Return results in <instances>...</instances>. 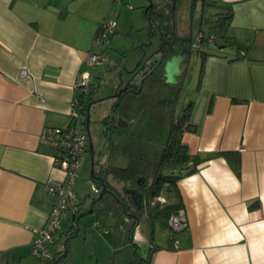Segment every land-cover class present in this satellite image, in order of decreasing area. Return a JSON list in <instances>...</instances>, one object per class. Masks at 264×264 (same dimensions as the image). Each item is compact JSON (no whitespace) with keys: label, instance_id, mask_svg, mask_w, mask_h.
Wrapping results in <instances>:
<instances>
[{"label":"crops","instance_id":"obj_1","mask_svg":"<svg viewBox=\"0 0 264 264\" xmlns=\"http://www.w3.org/2000/svg\"><path fill=\"white\" fill-rule=\"evenodd\" d=\"M112 1L0 0V264H39L34 229L53 202L44 183L63 178L42 132L79 111L78 82L91 73L84 59ZM213 3L232 9L227 34L238 47L203 58L195 130L182 135L199 164L176 182L188 228L175 248L168 225L144 211L166 230L150 264H264V0ZM228 151L238 153L239 174ZM59 244L60 235L56 253Z\"/></svg>","mask_w":264,"mask_h":264},{"label":"rangeland","instance_id":"obj_2","mask_svg":"<svg viewBox=\"0 0 264 264\" xmlns=\"http://www.w3.org/2000/svg\"><path fill=\"white\" fill-rule=\"evenodd\" d=\"M213 1L206 0L203 5L202 0H155L153 25L144 14L149 0L112 1L105 21L113 19L116 24L107 44L98 40L93 46V51L105 58L90 67L92 85L85 94L87 106L90 104L88 131L95 160L123 168L134 155L148 161L160 158L170 130L169 109L174 108L176 118L193 99L202 59L192 53L187 78L178 93L161 81V69L143 79L137 67L160 58V26H169L177 37L193 41L200 29L206 32L207 20L216 12ZM212 50L217 51L218 47L210 44L205 51ZM129 81L130 89L118 96ZM91 154L87 149L80 158L73 185L79 212L85 214L75 223L68 210V217L60 221L58 249L64 248L63 241L71 231L75 235L69 240L68 255L58 264H143L141 257L152 253L159 237L166 239V230L160 224L152 225L146 213L133 226L134 219L122 212L111 194L98 198L90 177ZM111 182L118 186L116 181ZM165 196L163 193L157 200L168 201ZM142 206L145 211V200ZM91 207L93 211L87 213Z\"/></svg>","mask_w":264,"mask_h":264},{"label":"trees","instance_id":"obj_3","mask_svg":"<svg viewBox=\"0 0 264 264\" xmlns=\"http://www.w3.org/2000/svg\"><path fill=\"white\" fill-rule=\"evenodd\" d=\"M205 1L206 0H202L203 5L206 4ZM212 6H214L216 9L215 14L213 15V18L215 17V19L212 18L207 20L208 30L205 32L200 29L198 32V35L200 34V36L198 37L197 35L195 41L192 39L179 38L175 35L171 27L164 25L160 26L162 42L158 49L159 53H161V55L166 54L165 59L174 55H179L181 52L184 54L182 69L180 75L177 78V82L175 84L166 83L175 89L176 93L181 91L182 87L184 86L185 79L188 75L190 58L193 52H196L202 59L198 75L199 82L201 78L203 58L206 55L213 54L226 47L232 48L237 46L234 39L229 37L227 34L233 16L232 9L230 7L214 4ZM156 9L157 4L155 0H151V4L145 8L144 14L150 25H153L155 22ZM101 25L102 23L99 24L96 30L94 42L97 34L100 31ZM211 34H213L216 38L215 43L213 44L218 47L217 51H205L206 47L210 45L207 40ZM195 42H197V48H192V45ZM157 63L158 62L150 63L149 65L151 66L149 68L156 66ZM141 65L142 63H139V67H137V69L140 68ZM158 67V69L162 70V63ZM149 68L147 67V69L143 68L141 70L144 77L150 75ZM161 81L165 83L163 74ZM91 85L92 84H90V87ZM90 87L88 91L90 90ZM128 90L129 89L121 90L119 93H117V95L122 96ZM86 92L82 90V92L78 95L77 102L79 107L78 112L83 116H85L87 111V104L85 102ZM166 102L173 103L174 101L166 100ZM192 105V101H190L176 118L172 113L174 108L169 109L171 112L169 135L164 146V150L157 161H148L147 159L139 157L138 155H134L131 156L127 166L123 168L106 165L105 162L103 163L98 161L101 171L104 172V175H106V179H104V181L107 189L112 192L110 194L119 204L122 212L128 214L134 219L132 223L133 226L137 224L139 218L144 212V208L142 206V202L141 207L135 206L131 196L122 190L124 188L137 189L140 191L143 194V200H145V211H148L150 219L152 221L158 220L163 225H168V217L175 213L178 209L183 208L176 182L181 176L194 173L197 170L199 164V159L195 155L190 154L188 146L182 141V135L184 132H193L195 130L194 126L189 123V114ZM109 117L111 118L112 116ZM223 155L228 159L236 174H239L240 170L238 153L228 151L224 152ZM189 161L193 162L192 166L187 165ZM111 180L119 183L121 188L114 187ZM163 193L166 195L165 197L168 201L161 203L157 199L161 197ZM75 218L76 215L74 216V222H76ZM74 235L75 231H71L64 242V248L61 251H57L50 264H58L61 258L65 256V252L68 251L70 243L69 240ZM149 260L150 255L141 259V261H144L143 264H150Z\"/></svg>","mask_w":264,"mask_h":264},{"label":"built area","instance_id":"obj_4","mask_svg":"<svg viewBox=\"0 0 264 264\" xmlns=\"http://www.w3.org/2000/svg\"><path fill=\"white\" fill-rule=\"evenodd\" d=\"M101 23L102 25L95 42L102 40L107 44L109 33L113 32L116 22L110 19L109 22L103 20ZM215 40V36L211 34L207 41L209 44H213ZM192 48H197V42L193 43ZM104 58L103 54L90 51L84 59V64L92 67L104 60ZM20 74L25 76L26 72L22 70ZM90 84L89 72H82L78 86L86 92ZM84 121L82 114L72 112L69 122L42 132L43 139L54 148L53 165L62 171L63 178L48 177L44 183V190L53 198V202L45 223L40 228L34 229L35 236L32 240V254L39 260V264H50L56 255L53 244L59 239L60 221L67 217L68 210L73 214L78 211L73 185L77 177L80 158L88 149V135ZM187 165L192 166L193 162L189 161ZM94 191L98 192L95 187ZM167 224L170 230L169 239L172 241L173 246L177 248V234L188 228L185 210L180 208L171 214L168 217Z\"/></svg>","mask_w":264,"mask_h":264},{"label":"water","instance_id":"obj_5","mask_svg":"<svg viewBox=\"0 0 264 264\" xmlns=\"http://www.w3.org/2000/svg\"><path fill=\"white\" fill-rule=\"evenodd\" d=\"M149 1H150V4H151V0H149ZM165 55L166 54H162L161 55V53H160V58L159 59H156L153 62H149L148 60L143 62L141 67L137 69V73L139 72V74H141V77H142L141 70L143 68H147L150 63L158 62L156 66H159L162 63V70H163V76L165 78V83L175 84L177 82L178 76L181 73L182 62L184 60V54H183V52H181L179 55H174V56H171V57H169L167 59H165ZM142 78L145 79V77H142ZM125 89H130V81L127 83ZM89 108H90V104H88V106H87L85 128H86V132H87V135H88V150L90 151V153L92 152V154L90 155V159H91L90 177L93 180V182L95 183V189L99 191L98 198H101L105 193H109L110 194L112 192L109 191L107 189V187H106V184H105V181H104V175L102 173L95 174V172H94L93 148H92V143H91V139H90L89 131H88V126H89ZM98 161H100V159H98ZM125 193H127L128 195L131 196L132 201L134 202L135 206L141 207V202L143 200V194L140 191H138L137 189H129L128 188V189L125 190ZM92 211H93V208L91 207L90 209H88L87 213H91ZM83 214H85V213H80V214L76 215L75 221L78 222V219ZM126 215L128 217H130L128 214H126ZM65 240H64V242H65Z\"/></svg>","mask_w":264,"mask_h":264},{"label":"flooded vegetation","instance_id":"obj_6","mask_svg":"<svg viewBox=\"0 0 264 264\" xmlns=\"http://www.w3.org/2000/svg\"><path fill=\"white\" fill-rule=\"evenodd\" d=\"M151 65H149L148 66V68L150 67ZM159 67L158 66H152L151 68H149V70H150V75H152L157 69H158ZM147 69V68H146ZM149 75V76H150ZM149 76H147V77H149ZM142 77H144L143 75H142ZM147 77H145V78H147ZM92 153V152H91ZM104 163V162H103ZM95 164H97V166L95 165ZM94 172H95V174H100V173H102L103 175H104V172H102L101 171V168H100V164H99V162H98V159L97 160H95L94 159ZM104 179H106V175H104ZM138 182H139V180H138ZM95 184V183H94ZM114 187H116V188H121L120 187V185H119V183H118V186H115V185H113ZM128 189V188H127ZM123 191H125L126 190V188H124V189H122ZM97 193H99V191L97 192ZM142 202H143V200H142ZM119 205V204H118ZM77 213H79V211H77ZM76 213V214H77ZM82 213V212H81ZM75 214V215H76ZM140 219V218H139Z\"/></svg>","mask_w":264,"mask_h":264}]
</instances>
